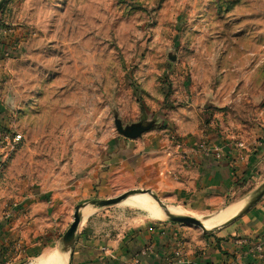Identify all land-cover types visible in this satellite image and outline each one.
<instances>
[{"label":"rangeland","instance_id":"obj_1","mask_svg":"<svg viewBox=\"0 0 264 264\" xmlns=\"http://www.w3.org/2000/svg\"><path fill=\"white\" fill-rule=\"evenodd\" d=\"M116 120L155 126L130 140ZM0 137V238L22 253L12 264L54 250L82 264L81 248L83 264H133L129 249L149 225L173 226L186 257L203 255L199 228L90 203L150 190L177 216L237 206L232 220L264 190V0H7ZM203 146L237 153L240 173L214 196L188 188L182 157ZM79 205L77 244L66 249ZM259 244L258 260L247 248L230 257L264 264Z\"/></svg>","mask_w":264,"mask_h":264},{"label":"crops","instance_id":"obj_2","mask_svg":"<svg viewBox=\"0 0 264 264\" xmlns=\"http://www.w3.org/2000/svg\"><path fill=\"white\" fill-rule=\"evenodd\" d=\"M199 148L188 151L185 157H182L187 171L192 173V177L194 176L193 181L188 183L190 186L188 188L208 196L225 192L227 186L229 187L230 183L233 184V179L240 173L237 172L238 168H232L234 155L237 154L235 149L228 154L225 150L223 153L220 150L218 154L217 146L208 147L207 149L213 153L206 156L204 150ZM240 222L224 226L219 229V233L206 235L209 237V243L203 247V255H195L192 259L186 257L188 254L185 255L187 252L185 246L182 243H176L178 239L173 234V226L165 229L161 226L149 225L141 235L135 237L132 243L134 246L129 249V252L135 253L139 249L141 251L150 247L152 249L150 259L153 264H235L230 255L236 256V251L242 252L247 248L249 259L253 260L255 255L256 260L258 254L255 251V245L264 243V198ZM18 245L8 244L4 238H0V264H12L16 260L14 257L22 254L20 249H17ZM80 250V260L83 264L86 262L85 255L88 253L84 248ZM238 254L237 262L243 258L242 254Z\"/></svg>","mask_w":264,"mask_h":264},{"label":"water","instance_id":"obj_3","mask_svg":"<svg viewBox=\"0 0 264 264\" xmlns=\"http://www.w3.org/2000/svg\"><path fill=\"white\" fill-rule=\"evenodd\" d=\"M6 2H7V0H2L0 2V12H1V10L4 7ZM115 124H116V128H117L118 133L121 134L122 136L126 137L127 139H130V140L139 139L143 134L147 133L148 131H150L155 126V122H151L150 124H148L146 126L143 123H139V124L132 125L129 127H124L123 124L121 123V121H119V120H116ZM133 195H148L151 198V200L154 201L161 208V210L168 216V219L172 223L196 227V228L201 229L205 235H210V234H213L214 231L219 230L222 227L235 222L238 218H240L248 210L253 208V206L256 205L264 197V190L261 191L257 195V197H255V199H253L243 209V211L241 212L240 215H238L236 218L230 220L229 222L225 223L224 225L216 228L213 231H208L205 228L204 224L198 219L191 218V217L177 216V215L167 213V207L162 205L161 200L156 195H154L150 190H147V191L132 190V191H129V192L123 194L122 196H120L118 198L103 200V201H93L90 203V205H92L96 208H106V207L118 205ZM86 207H87V205H79L76 209V212L74 215V221H73L72 225L70 226L69 230L65 233L64 238H63V244H64L66 249H72L73 247H75V245L77 243V233H78V230L80 228V225H81V222L83 219V216L81 214V210L86 208Z\"/></svg>","mask_w":264,"mask_h":264},{"label":"bare ground","instance_id":"obj_4","mask_svg":"<svg viewBox=\"0 0 264 264\" xmlns=\"http://www.w3.org/2000/svg\"><path fill=\"white\" fill-rule=\"evenodd\" d=\"M120 206L135 209L140 213H142L145 219L150 221H161L166 217H168L161 210V208L154 201L151 200V198L148 195L130 196L129 198L121 202ZM240 208L241 207H239V209ZM236 209L237 206H232V207L230 206L220 214L203 218L201 222L204 224L205 228L208 231H213L214 229L218 228L222 224L229 221L234 216ZM167 213L173 215H180V214L182 215V210L176 207H168ZM31 264H67V262L64 258V255L61 252L54 250L36 259Z\"/></svg>","mask_w":264,"mask_h":264},{"label":"built area","instance_id":"obj_5","mask_svg":"<svg viewBox=\"0 0 264 264\" xmlns=\"http://www.w3.org/2000/svg\"><path fill=\"white\" fill-rule=\"evenodd\" d=\"M22 140V136H20V135H16L14 138H13V143L15 144V145H17L18 143H20V141ZM0 142H2V137H0ZM203 148V150H204V153H205V155L206 156H208V155H210V154H212L213 152L211 151V150H209V149H207L206 147H202ZM217 152L216 153H218V154H220L219 153V151L218 150H216ZM263 245L262 244H258L257 246H256V250L259 252V253H262L263 252V247H262ZM151 254H152V249L150 248V247H146L145 249H142L141 251H140V253L132 260L133 261V264H146L145 262L146 261H144V260H146V258L148 259L150 256H151ZM144 262H143V261ZM149 260V259H148Z\"/></svg>","mask_w":264,"mask_h":264},{"label":"trees","instance_id":"obj_6","mask_svg":"<svg viewBox=\"0 0 264 264\" xmlns=\"http://www.w3.org/2000/svg\"><path fill=\"white\" fill-rule=\"evenodd\" d=\"M136 253V252H135ZM140 253V251H138V254Z\"/></svg>","mask_w":264,"mask_h":264}]
</instances>
